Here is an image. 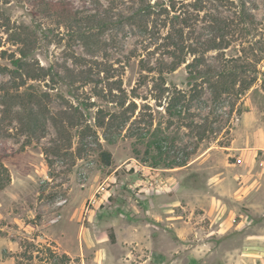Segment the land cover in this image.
<instances>
[{
  "label": "rangeland",
  "instance_id": "374dc122",
  "mask_svg": "<svg viewBox=\"0 0 264 264\" xmlns=\"http://www.w3.org/2000/svg\"><path fill=\"white\" fill-rule=\"evenodd\" d=\"M8 1L13 26H29L32 56L51 76L20 88V125L12 119L0 137L11 175L0 187V264H264V0H203L195 29L184 32L198 52L173 70L166 30L155 43L123 19L76 25L75 11L85 18L97 3L116 20L136 0H68L72 15L45 17ZM210 13L236 23L234 33L225 28V47L199 44L213 36L203 19ZM1 35L0 50L18 56L19 45ZM195 57L205 62L192 78ZM233 57L253 69L243 94L223 91L231 77L216 79ZM8 78L0 74V84ZM178 91L182 112L170 114ZM112 113L118 118L102 126ZM155 133L168 136L165 158L187 164L156 166L168 186L144 191L133 165L153 166L146 150ZM102 150L111 165L99 161Z\"/></svg>",
  "mask_w": 264,
  "mask_h": 264
},
{
  "label": "trees",
  "instance_id": "16d2710c",
  "mask_svg": "<svg viewBox=\"0 0 264 264\" xmlns=\"http://www.w3.org/2000/svg\"><path fill=\"white\" fill-rule=\"evenodd\" d=\"M18 2H27L31 7V14L36 17L48 16L49 12L62 11V14L67 13L68 16L72 15L74 8H71L72 3L68 0H16ZM134 1V0H133ZM2 3H9L8 0H0V47L3 45L2 32L9 33L11 36L10 40L15 44L19 45V55H12V57L7 56V50H0V57L3 59L9 58L12 67L3 65L0 63V74H6L9 78L0 84V137L8 134V124L13 120H16L20 125V106L25 107V103L22 99L23 95L20 93V88L24 86L28 80L31 79H41L50 75L49 69L32 56L33 48L36 45V41L32 39V32H29L28 25H22L21 27L15 28L10 16L2 6ZM87 3V0L84 1ZM71 4V5H70ZM203 0H196L193 5L187 4L185 0H136L135 9L129 15L122 14L116 20L113 19L114 16L110 15V10L101 11V5L95 4L93 7L95 13H88L84 17H78L79 11H75L77 16L76 25L81 27V22H88L93 24V27H105L109 23L118 22L122 20L128 22L134 27H138L143 30V32L151 33L154 36V42L157 38L156 36L161 34L162 29L166 30L163 36L167 40L165 46H169L167 49V54L172 57V62L169 63V69L173 70L180 64L186 62L185 55L191 53L196 55L198 52V47L192 43L187 44V38L184 36L186 28L193 29L194 25L199 21L200 15L194 14V11H202L204 7ZM87 6V5H86ZM79 18V19H78ZM204 20L210 23L213 36L207 42H201V46L207 45L209 49H215L227 46L230 42L226 39L229 31L235 32L234 27L236 23L231 21V17H225L221 19L216 17V14L210 13L208 17H204ZM231 21V22H230ZM253 22V21H252ZM149 26L152 29H149ZM195 29V28H194ZM225 29V30H224ZM217 36V37H216ZM220 38L219 41L217 40ZM202 50L204 52L205 49ZM208 50V49H207ZM200 58V59H199ZM164 61V60H163ZM231 64L229 65L231 70L225 69L217 72L216 79L218 81L223 80L226 77H231L233 82V87H225L224 92H235L237 94H243L248 90L255 81V78L248 79L247 77H242L243 75H248L253 70L247 63H240V57H233L230 59ZM204 59L201 57H195L192 62L187 64L190 77L195 78L201 73L200 66L204 64ZM168 64V63H167ZM154 68V67H153ZM158 71L159 77L164 78L163 69L159 67L155 68ZM233 70V71H232ZM228 71V74H227ZM51 76V75H50ZM216 80V81H217ZM236 82H240L239 87H235ZM169 90V89H166ZM178 91L177 95L172 97V104L170 105V114H181L182 110L178 109L177 106L183 97V94ZM32 96H35L32 94ZM122 104V103H121ZM31 113V125L36 126L39 124L38 114L34 112V107ZM118 118L117 113H112L107 122H102V126H111L115 119ZM128 118V117H127ZM126 118V119H127ZM154 139L149 142L147 154L153 157L152 167L164 164L166 167H177L184 166L187 164V159H176V158H165L168 153V136L163 134L155 133ZM4 155L0 154V187L6 186L11 180V175L8 167L5 165ZM99 161L104 165H111L113 162L112 153L109 150H102L99 153ZM147 161V160H145ZM111 237L115 238L114 232L111 233Z\"/></svg>",
  "mask_w": 264,
  "mask_h": 264
},
{
  "label": "built area",
  "instance_id": "2783aa9c",
  "mask_svg": "<svg viewBox=\"0 0 264 264\" xmlns=\"http://www.w3.org/2000/svg\"><path fill=\"white\" fill-rule=\"evenodd\" d=\"M137 164L133 166L136 173L141 172L139 185L143 186L144 191H161L168 186L167 181L157 172V168L142 163Z\"/></svg>",
  "mask_w": 264,
  "mask_h": 264
}]
</instances>
